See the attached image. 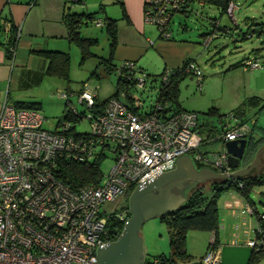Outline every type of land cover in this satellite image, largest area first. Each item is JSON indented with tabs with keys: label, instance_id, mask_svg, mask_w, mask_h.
<instances>
[{
	"label": "built area",
	"instance_id": "built-area-1",
	"mask_svg": "<svg viewBox=\"0 0 264 264\" xmlns=\"http://www.w3.org/2000/svg\"><path fill=\"white\" fill-rule=\"evenodd\" d=\"M142 2L143 21L156 27L159 38L170 39L171 16L186 10V0ZM236 8L232 0L224 8L232 22ZM100 22L94 21L96 25ZM213 36L204 37L205 48ZM8 50L12 61L15 46ZM258 66L255 57L243 60L245 69ZM138 69L134 61L126 59L115 72L140 89L144 78ZM172 69H162L161 87L168 83ZM175 69L195 77L200 85L201 72L191 60ZM67 96L59 94L64 100ZM95 98L82 84L76 99L85 108L82 116L88 130L78 135L70 129V120L60 119L52 130H46L37 110L15 107L5 97L0 101V264H95L96 248L109 242L106 222L111 217L126 221V210L118 208L138 184L171 170L176 159L185 155L219 173L230 172L224 149L215 153L198 150L201 137L195 111L174 110L169 101L159 100L146 110H138V105L133 110L134 98L129 102L120 91L105 101L100 112L93 113L90 109ZM66 105L76 114L69 101ZM228 117L233 123H222L217 137L222 142L243 138L249 132L247 123H235L232 114ZM105 150L111 152L112 163L97 183L72 189L56 176L59 162L87 161L104 156ZM245 244L264 250L260 236ZM219 248L209 245L197 264H219Z\"/></svg>",
	"mask_w": 264,
	"mask_h": 264
},
{
	"label": "rangeland",
	"instance_id": "rangeland-1",
	"mask_svg": "<svg viewBox=\"0 0 264 264\" xmlns=\"http://www.w3.org/2000/svg\"><path fill=\"white\" fill-rule=\"evenodd\" d=\"M233 2L237 6L233 12L235 22H232L224 12H221L219 6L201 1H192L186 12L174 13L169 22L168 29L172 40L177 42L184 40L191 44L193 48L200 51L196 57H193L194 64L198 67L202 75L200 85L196 84L195 77L185 75L178 81L177 87V102L183 109L196 111L200 118L199 121L203 120L214 123V118H208L204 115V111L207 108L214 107L220 114L225 115L222 117L223 122L228 121L232 124L233 119L228 117L229 112L235 108L240 101L251 95L258 96L261 100L264 99V32L260 34L251 33L249 36L241 38V34L246 31L247 26L251 23L261 22L262 30H264V0H233ZM69 4L77 5V3ZM116 4L118 3L101 5L104 8L106 7L108 15H110L108 17H115L114 19H116L115 29L117 38V25H121L124 28L126 25L122 22L125 17L122 16L123 18H120L121 11ZM110 8H113L115 14H112ZM77 9L74 8L73 12L79 13L80 10ZM95 10H97V8L93 11ZM82 12L85 13L86 11L83 10ZM94 17L95 18L91 21L86 20L78 28L81 36L95 39V43L88 48L93 56L86 57L80 61L78 48L73 43L59 39L53 40L55 42L50 41L51 39L48 41V45H52V43L57 46L61 45V51H65L68 54L66 78L45 73L37 84H31L28 88H17L13 83L15 71L18 67V61L14 60L16 54L15 46L14 57L12 61L9 60L12 71V81L9 84L8 90L9 101L23 100L39 102L40 106L37 111L42 117L41 127L43 129L52 130L57 124V121L61 119L62 115L67 110L65 107L66 104H64L65 100L59 97L60 93L68 94L67 98L69 103L76 111L85 112L84 106L80 105L76 99L77 92L81 89L82 84H85L88 89H91L95 93L96 100L104 99L115 90V70L109 73L105 72L101 65L97 63L99 57L107 56L108 50V36L103 26L101 23L100 25L94 23L97 17H103L102 11L96 12ZM212 19L217 20L220 25L227 26L230 29L226 34L217 33L209 45L203 48L202 38L205 36L202 34L209 33L211 30L210 21H212ZM142 22L144 24V32L143 35L139 36L142 39L146 37L151 40H157L158 34L156 27L152 24L145 23L143 19ZM137 47L134 49V47L125 43L118 44L116 39L112 63L118 66L121 61L126 60L121 55L129 51L136 52L137 56L134 62L140 69L138 70L143 74L144 84L140 89H136L133 85H129L127 86V91L134 98V107L138 105V110H146L149 105L154 102L158 92L160 85L159 75L164 66V62L151 45L142 44V46ZM246 56L256 57L260 66L246 70L242 69L241 66L226 69L229 64L238 62L241 58ZM93 70H96L98 77L90 75V72ZM137 74L141 75L139 72H137ZM5 84L6 82H4V85ZM253 110L256 109H249L245 114L246 117H248L251 114L250 111ZM83 114H86V112ZM248 120L249 117L246 120L249 126L251 123ZM263 122L264 109L257 113L256 120L253 122L255 125L254 135H257L255 131H259L257 127L261 126ZM73 123L76 132H86L88 130V122L85 116H82L78 121L75 120ZM199 135L201 136V134ZM209 140L213 141L212 138H201L199 144L201 145L203 141ZM219 142V140H214L211 143L206 142L204 145L200 146V149L203 151L208 150V152L211 150L212 153H215L221 149ZM262 153H264V151ZM262 153L258 156L260 163H258L257 167L263 163L260 159ZM111 163L112 154L109 150H105L104 156L100 158L99 162L101 174L109 170ZM180 178H188L194 182L188 184V186L184 188H177L172 185L168 188V193H172V195L175 196L178 193L182 194V192L185 194L187 189L194 183L201 184L205 191L208 182L211 180V178H202L198 181L196 178L193 180L192 177H178L175 179ZM169 181L164 182L150 191L160 188ZM187 181L188 180L185 182ZM180 184H183V180ZM181 188H183L182 191H180ZM232 193L238 194L233 188H228L226 191H222L216 199L217 226L215 235L220 243L233 240V245L236 247L233 252L244 256L242 264H246L250 247L245 244V241L254 238V215L251 213V209H254L257 213H264V182L251 186L248 193V197L252 202L251 207L247 203L246 207L242 205L240 207L233 206L228 208L222 205L223 198ZM124 201V199H121L120 203H124ZM247 207H249L250 210H248ZM206 235L207 233L205 231L188 230L186 232L185 242L187 241L188 250L185 248V251L191 256V262H198L200 256H202L204 250L202 244L204 243L203 241H205L203 240V236ZM137 236L141 242L143 259H151L152 250L158 252L162 249H167L166 226L163 221H160L156 216L146 218L142 221L137 230ZM198 236H201V238L199 239ZM222 238H224L223 241ZM225 246L232 245L226 244ZM262 258V256L258 257L253 264H258L257 262L259 261L263 263L264 259Z\"/></svg>",
	"mask_w": 264,
	"mask_h": 264
},
{
	"label": "trees",
	"instance_id": "trees-1",
	"mask_svg": "<svg viewBox=\"0 0 264 264\" xmlns=\"http://www.w3.org/2000/svg\"><path fill=\"white\" fill-rule=\"evenodd\" d=\"M79 2V0H74ZM192 1H201L206 2L208 4H215L219 6L220 11L224 12V8L228 1L230 0H186V7L188 8L189 4ZM233 1V0H232ZM66 0H64V3ZM68 2V1H67ZM71 6V5H70ZM70 6H64L62 10V22L66 28V39L69 43H73L79 51L80 61L85 59L86 57L93 56L92 53L89 52L88 48L92 44L95 43V39L89 37H83L79 34L78 28L84 23L86 20L91 21L95 17L96 12L102 11V5L100 4L97 10L93 12H73L70 11ZM119 6L122 10V5L119 3ZM186 8V10H187ZM182 11V12H186ZM122 15L123 12H122ZM125 17V16H124ZM101 25L104 28L108 36V50L106 57H99L97 63L101 65L102 69L105 72H112L117 67L112 63L113 50L116 42V29L115 22L116 19L104 16L101 20ZM7 25V34L4 33L6 25ZM211 30L209 33H203V36L213 34L214 36L211 40L218 34H226L229 32V27L220 25L217 20L212 19L210 21ZM18 27L14 26L11 23L10 18L7 16L0 17V46L3 47L6 58L10 60L11 54L9 53L8 48L11 45L16 46L18 35H17ZM262 23H251L247 26L245 32H241V38H243L246 34L263 33ZM159 36V35H158ZM7 37V41L4 43L1 40ZM210 40V42H211ZM209 42V43H210ZM35 54L43 57L46 60L45 69L43 74H54L59 77L66 78L67 74V66H68V54L65 51L60 50H40L35 51ZM256 58V57H255ZM245 57L238 62L231 63L227 66V69L235 68L243 65V60ZM189 59L183 60V64L188 62ZM172 73L169 75L168 83L161 87L159 85L158 92L156 94L155 100L159 101H169L170 106L177 110L179 109V104L177 102V94H178V81L184 77L186 74H183L181 71L172 69ZM90 75H94L98 77V73L96 70L90 72ZM40 79V78H39ZM127 86H129L128 82L124 81L120 75L116 73L115 78V90L107 97L101 100H96L93 103V106L90 110L93 113L100 112L101 108L105 101L111 97L116 96L120 91H124L126 94V98L131 101L130 98L132 96L128 95ZM68 97V96H67ZM154 100V101H155ZM64 101V104H66ZM15 107L24 108V109H34L37 110L39 108V102L35 101H23V100H15L12 102ZM67 106V105H66ZM65 106V107H66ZM254 110V116L257 115L258 112L264 109V100H261L258 96H248L244 100H242L235 108L230 110L229 114L236 119L237 124L246 122V112L249 109ZM67 109V108H66ZM134 110L135 107L133 106ZM83 111L78 112L76 114H71V112L67 109L65 113L62 115L61 119L70 120L71 128L73 134L78 135L80 132H76L74 129V121H78L82 117ZM204 115L208 118H214V123L199 121V116L196 122V130L199 134L202 133L207 138H212L213 141L221 140L217 137L221 130L222 117L225 116L220 114L216 108L209 107L204 111ZM60 120V119H59ZM58 120V121H59ZM57 121V122H58ZM218 126V128H217ZM255 125L253 122L250 125L249 132L246 134V148L244 153L239 161V168L246 167L250 161H252L255 150L259 145L264 144V123L263 125L257 127L258 132L260 134L259 138H255L253 136V132ZM256 133V131H255ZM199 150V149H198ZM200 151V150H199ZM206 153V152H202ZM260 159L263 161L256 169H251L248 173L240 176H235L230 179L220 178L213 179L208 182L207 189L203 190V186L201 184H192L187 192L184 194V199L181 203H179L174 209L165 212L162 215L156 216L160 221L166 226L167 233V244L169 247V251L167 253H159L153 255L151 259H143L142 264H184L189 262L190 256L186 254L184 245H185V235L188 230H197V231H212L214 234L216 233L217 226V205L216 199L222 191H225L228 188H233L238 195L247 203L250 207L252 206V202L248 197L249 190L251 186L255 184H260L264 182V153L260 155ZM100 158L95 157L91 160L87 161H69L64 160L58 163V171L56 176L60 178L65 184H67L70 188L74 189L85 183H97L99 181L101 171L99 168ZM193 165L196 170L204 167L202 164L193 161ZM210 168V167H209ZM212 169V168H210ZM213 170V169H212ZM128 196L126 195L124 198V203H121L118 210L125 209L126 217L130 216L128 211ZM251 213L254 215V236H260L264 240V213H257L254 209H251ZM124 222L119 220L118 218L111 217L106 222V238L109 242L114 241L118 234L120 233ZM217 240L215 236L213 237L212 242H209L206 247L209 245H216ZM264 257V250L261 248L254 249L252 247L249 248V254L247 257L246 264H253L258 257ZM195 262L194 264H197Z\"/></svg>",
	"mask_w": 264,
	"mask_h": 264
},
{
	"label": "crops",
	"instance_id": "crops-1",
	"mask_svg": "<svg viewBox=\"0 0 264 264\" xmlns=\"http://www.w3.org/2000/svg\"><path fill=\"white\" fill-rule=\"evenodd\" d=\"M142 1L143 0H79V2H77L74 0H66V2L64 3V0H0V17L7 16L8 18H10L11 23L14 26H17L19 29L18 40L16 43V54L14 57V60L18 61L17 63L18 67L17 70L15 71L13 83L17 88H28L29 86H31V84H37L38 81L42 78L45 69L46 60L43 57L35 54L34 53L35 51H40L44 49L60 50V51L62 50L61 45H59L60 47L54 45L53 43L52 45H48V41L49 39H51L50 41L52 42H55L53 40H57V39L67 41L66 28L62 22V10L64 6L67 5L70 6L69 3H77V5L72 4L70 6L69 9L70 11H73L74 8L76 9L78 8L77 10H80V12H82L83 10H85L86 12H92L95 8H98L100 4L106 5L108 3H118L116 5H118V7L120 8L119 6L120 3L122 5V10H123L121 11L120 8L121 11L120 18L122 16L123 17L125 16V19L122 17L123 20L122 19L121 20L122 22H124L126 26L124 28L121 25H117L118 31H117L116 39L118 44L125 43L131 47H134V49L137 46L138 47L142 46V44L151 45L153 49L157 51V53L163 59L164 62L163 68L164 67L177 68L182 64L183 60L185 59H189L192 62H194L193 57H196L200 53V51L197 50L196 48H193L191 44L187 43L184 40L177 42L170 38L168 39L169 41H167L162 38H159L158 35H157L158 38L157 40H151L146 37L142 39L139 36V35H143L144 32V24L141 18L142 17L141 11L143 4ZM110 9L112 14H115L113 8ZM122 12L124 15H122ZM102 13H103V17L110 16L108 15V11L106 10V7L104 8L103 6H102ZM103 17H97V19L101 20ZM4 25L6 24L4 23ZM4 27H5L4 33L7 34L8 32L6 31L8 27L7 25ZM203 40L204 37L202 38V42ZM6 41H7V37H4L1 40V42L4 44ZM203 48L205 47L203 46ZM121 56L124 59H130L134 61L137 55L136 52L129 51ZM242 69L246 70L243 67ZM11 75H12V71L9 65V60L6 58L3 47L0 46V101L3 99V97H5L7 101H9L8 90H9V84L12 81ZM4 82H6L5 85ZM9 102L12 103L13 101H9ZM179 107L183 109L180 106V104ZM253 112L254 110L250 111L251 114L249 113L250 115L248 116L249 117L248 121L250 123L256 120V116L253 115L254 114ZM249 128H250V124H249ZM256 134L257 135L253 134V136H255V138L257 139L259 138L260 134L259 132H256ZM202 136L205 137L203 133ZM206 142L211 143L213 141L210 140L203 141L201 145H204ZM201 145H199L198 147L199 150L201 152L207 153L208 150L203 151L200 149ZM263 146L264 144L259 145L258 148ZM220 147L221 149L223 148L222 142L220 143ZM209 153H211V150ZM187 157L191 160V163L193 164V160L190 158V156ZM253 161L254 160L252 158V161H250V163ZM175 168L176 165H174V167L171 170H174ZM240 168H245V167H240ZM178 195L179 198H184V193L182 194L178 193ZM222 205L228 208L233 206L240 207L242 205L245 207L247 206L244 200L236 193L235 194L232 193L224 197ZM254 222L255 221H253V229L255 225ZM205 232L207 233V235L203 236V240L205 241H203L204 243L202 244L204 248L202 253H204V251L206 250L207 244L209 242H212L213 237L215 236L216 238V235L212 231H205ZM198 238L200 239L201 236H198ZM223 240L224 238H222V241ZM228 242L229 241L220 243V241L217 240L216 246L220 245L219 264H242V262L244 261V256H241L240 254L233 252V250L236 249L235 245H233L234 243L233 240H231L229 243ZM226 244H230L232 246H225ZM140 246H141V242H140ZM185 248L186 250H188L187 241L185 242L184 245V249ZM167 251H169L168 245L166 250L162 249L161 251L158 252L152 250V256L157 253H166ZM186 254L188 253L186 252ZM141 256H142V252H141ZM262 259H264V257ZM195 262L196 261L191 262V256H190L189 262L184 264H194ZM257 263L258 264L262 263V261H259ZM262 264H264V262Z\"/></svg>",
	"mask_w": 264,
	"mask_h": 264
},
{
	"label": "water",
	"instance_id": "water-1",
	"mask_svg": "<svg viewBox=\"0 0 264 264\" xmlns=\"http://www.w3.org/2000/svg\"><path fill=\"white\" fill-rule=\"evenodd\" d=\"M246 139L239 138L226 140L222 147L226 152V165L231 169L228 174L214 172L203 168L196 170L191 160L186 156H180L176 159L174 170L161 172L158 176L147 178L134 188L128 196V211L130 216L126 219L123 227L114 241L103 243V247L98 245L96 248L95 264H140L142 263L140 240L137 236V230L142 221L149 217L159 216L165 212L174 209L184 198H179L178 194L168 193V188L174 185L180 188V182L187 178L175 179L178 177H192L193 180L202 178L230 179L248 173L256 168L259 159L258 156L264 151V146L255 150L253 162L245 168H239V161L246 148ZM175 179V180H172ZM172 180V181H169ZM167 182L160 188L150 191L153 188Z\"/></svg>",
	"mask_w": 264,
	"mask_h": 264
},
{
	"label": "flooded vegetation",
	"instance_id": "flooded-vegetation-1",
	"mask_svg": "<svg viewBox=\"0 0 264 264\" xmlns=\"http://www.w3.org/2000/svg\"><path fill=\"white\" fill-rule=\"evenodd\" d=\"M194 168H195V167H194ZM202 168L210 169L209 167H202ZM198 170H200V169H198ZM211 170H212V169H211ZM213 171H215V170L213 169ZM186 180H188V181L185 182ZM184 182H185V183H184ZM192 182H194V181H191V180L188 179V178H187V179H184V180H183V184H182L183 186H181V187L184 188V187L188 186V184H190V183H192ZM183 188H181L180 191H182ZM182 193H183V192H182Z\"/></svg>",
	"mask_w": 264,
	"mask_h": 264
},
{
	"label": "bare ground",
	"instance_id": "bare-ground-1",
	"mask_svg": "<svg viewBox=\"0 0 264 264\" xmlns=\"http://www.w3.org/2000/svg\"><path fill=\"white\" fill-rule=\"evenodd\" d=\"M247 123V122H246ZM250 129V128H249ZM246 136V135H245ZM245 136L243 137V138H245ZM201 138H204L202 135L200 136ZM222 142V141H221ZM223 143V142H222ZM200 145V144H199ZM199 147V146H198ZM199 149V148H198ZM224 149V148H223ZM201 152V151H200ZM185 156H188V155H185ZM175 165V164H174ZM204 167H207V166H204ZM169 171V170H168ZM230 171H231V169H230ZM215 172H217V171H215ZM219 173V172H218Z\"/></svg>",
	"mask_w": 264,
	"mask_h": 264
}]
</instances>
